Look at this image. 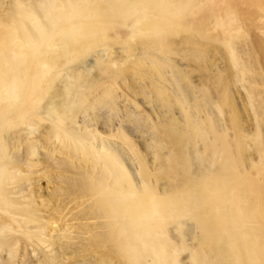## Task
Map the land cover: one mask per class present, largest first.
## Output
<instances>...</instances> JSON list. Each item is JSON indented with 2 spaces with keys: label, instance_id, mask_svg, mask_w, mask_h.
<instances>
[{
  "label": "bare ground",
  "instance_id": "obj_1",
  "mask_svg": "<svg viewBox=\"0 0 264 264\" xmlns=\"http://www.w3.org/2000/svg\"><path fill=\"white\" fill-rule=\"evenodd\" d=\"M30 261L264 264V0H0V264Z\"/></svg>",
  "mask_w": 264,
  "mask_h": 264
},
{
  "label": "rangeland",
  "instance_id": "obj_2",
  "mask_svg": "<svg viewBox=\"0 0 264 264\" xmlns=\"http://www.w3.org/2000/svg\"><path fill=\"white\" fill-rule=\"evenodd\" d=\"M147 108V107H146ZM147 110H150L149 109V107H148V109ZM44 185H46V184H44ZM31 262V263H30ZM30 262H28V264H35V263H33L32 261H30ZM27 264V263H26Z\"/></svg>",
  "mask_w": 264,
  "mask_h": 264
}]
</instances>
